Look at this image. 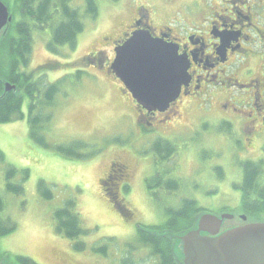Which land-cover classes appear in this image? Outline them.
<instances>
[{
	"label": "rangeland",
	"instance_id": "1",
	"mask_svg": "<svg viewBox=\"0 0 264 264\" xmlns=\"http://www.w3.org/2000/svg\"><path fill=\"white\" fill-rule=\"evenodd\" d=\"M96 2L99 15L96 19H84L85 28L78 35L74 50L64 46L52 53L47 47L49 31H32L31 61L22 72L26 71L28 76L33 73V80L43 86L59 81L60 90L53 105L43 106L41 129L31 131L27 98L21 109L23 118L0 123V195L4 200L0 218L17 225L14 232L0 237V264H20L17 256L29 257L38 264H120L121 256L132 249V242L139 243V226H162L168 217L166 209H178L186 200H195L206 213H233L235 217L226 220L224 229L264 222L240 208L239 189L243 162L264 158V136L255 139L247 128L237 124L231 128L221 120L222 110L216 105L210 111L211 105L205 109L187 97L163 111L169 110L166 115L170 118L160 129H147L139 121L136 103L120 91L119 80L89 60L91 52L103 48L106 51L102 56L113 55L112 41L130 23L134 4L148 7L149 20L155 26L165 23L170 14L173 18L172 11L165 14L172 8L162 6L164 0ZM153 4L160 8L150 9ZM71 5L85 14V0H72ZM177 17L184 18L182 14ZM6 29L0 31V45L7 40L11 28ZM9 44L6 41V48ZM0 79L11 83L3 71ZM0 86V99L8 93L21 96L25 90L16 85L15 91L5 92L2 82ZM48 115L51 117L47 120ZM248 136L255 140L250 141ZM41 137L45 143L40 141ZM155 140L174 144L175 152L165 159L157 154V158L152 149ZM77 141L85 143L79 151L89 157L77 158L65 152ZM114 163L117 172L126 168L129 191L124 187L111 196L109 189L114 180L107 181L109 195L101 182ZM9 169H14L15 174L8 179ZM261 176L264 179V168ZM155 177L162 184L174 179L178 187L171 191L154 188L158 192L152 195L148 180ZM40 182L46 183L52 192L51 199L44 196ZM9 183L22 186L23 192L11 190ZM70 199L76 202L82 226L89 230L76 240L57 231L54 217L55 211ZM112 200L127 209V214H122ZM241 215L246 216L245 222ZM190 219L191 214L185 215L175 224H185ZM76 241L85 242L86 248L76 249ZM103 245H107V255L93 249ZM140 249L132 254L135 264H159L157 256Z\"/></svg>",
	"mask_w": 264,
	"mask_h": 264
},
{
	"label": "flooded vegetation",
	"instance_id": "2",
	"mask_svg": "<svg viewBox=\"0 0 264 264\" xmlns=\"http://www.w3.org/2000/svg\"><path fill=\"white\" fill-rule=\"evenodd\" d=\"M165 5L172 8L165 14L172 11L174 16L168 15L170 18L167 17L165 23L155 26L149 20L148 7L134 4L130 23L112 41L113 55L102 56L106 51L103 48L97 53L91 52L93 55L90 54L89 60L98 69L117 78L111 69L116 47L124 44L135 31L148 30L154 38L177 47L178 54L184 56L188 64L189 81L183 85L179 98L170 108L183 97L202 104L205 109L211 105L210 111L216 105L222 110L221 120L229 123L231 128L237 124L247 128L255 139L263 137L264 0H164L162 6ZM159 8L153 4L150 9L157 11ZM179 14L184 18L177 17ZM0 82L5 83L1 79ZM118 83L120 91L136 103L125 85L120 80ZM135 106L139 121L147 129H160L170 118L166 115L170 108L166 112H149L137 103ZM251 137L247 138L255 140ZM115 165L101 182L104 192L109 194L107 181L114 180L109 189L112 196L129 185L126 183V168L117 172Z\"/></svg>",
	"mask_w": 264,
	"mask_h": 264
},
{
	"label": "trees",
	"instance_id": "3",
	"mask_svg": "<svg viewBox=\"0 0 264 264\" xmlns=\"http://www.w3.org/2000/svg\"><path fill=\"white\" fill-rule=\"evenodd\" d=\"M9 6L11 13L13 14V20L11 22L10 31L7 33L6 41L9 42L8 48H6V41H3L0 45V71L5 73V77L8 78L11 83L21 86L24 90V94L21 96H15L8 93L0 99V123H7L15 121L24 117L22 106L25 98L29 99V122L32 125L33 130L41 129L40 122L44 120L45 113H43L44 105H53L55 95L59 92V81L41 85L33 80V73L28 76L26 71L22 72V69L29 66L31 61V53L33 50V38L32 31L34 28L41 30H48L50 39L48 41V50L52 53H58L61 47L68 46L72 50L76 49L78 43V35L84 31L85 23L84 19H96L99 15V8L96 0H85V14L71 5L72 0H2ZM119 1V0H112ZM18 33H16V32ZM8 73V74H7ZM1 87V86H0ZM2 96V95H1ZM51 115H48L47 120ZM40 141L45 143L43 137ZM170 142L162 143L160 140H155L152 144V149L155 151L156 156H161L165 159L167 156L172 155L176 148L175 145H171ZM85 145L77 141L71 143L68 150L65 152L70 156H76L77 158H87L89 154L80 152L79 148ZM62 151L64 148L59 147ZM72 148H76L73 151ZM157 156V158H158ZM160 163V161H159ZM117 165V164H116ZM264 168V158L259 162H243V179L239 187L242 192L241 209L247 215H253L256 218L264 219V179L262 178V170ZM124 170L125 167H122ZM15 174L14 169H9L7 175L8 179ZM160 183V179L148 180V188L152 195H156L158 191L154 188H164L165 190H173L178 187V183L174 179H169ZM44 190V196L47 199H51L53 194L47 188L46 183H39ZM8 187L11 190H16L19 193L23 192V187L20 185H13L9 183ZM125 190L129 191V185H125ZM162 190V189H161ZM43 192V191H42ZM106 194V193H105ZM109 195V194H107ZM112 196V195H111ZM155 197V196H154ZM116 208H119L122 214L126 215L127 209L119 205L118 202L112 200ZM4 209V200L0 195V211ZM205 212L204 209H200L195 200H186L182 203V206L178 209L167 208L166 213L168 215L165 224L157 226L153 229L148 226L138 227V241L139 243L130 247L129 254H123L120 258V264H135L133 258V252L142 249L149 250V252L159 258V264H180L179 258L175 255V239L169 234L181 233L192 228L195 224V218L201 213ZM192 215V219L188 223L175 224V222L185 216ZM195 216V217H194ZM56 221V229L58 232L64 234L71 240H76L89 233V230L85 229L81 224V218L76 211V202L73 199L66 201L63 207L58 208L54 213ZM144 227V228H142ZM17 225L10 222L9 219L0 218V237L8 235L16 230ZM176 230H181L175 232ZM76 249L82 250L86 248L85 242L76 241L74 245ZM96 252L107 255V245L101 247H93ZM141 250V249H140ZM20 264H38L33 259L26 256H17ZM10 264V263H9Z\"/></svg>",
	"mask_w": 264,
	"mask_h": 264
},
{
	"label": "water",
	"instance_id": "4",
	"mask_svg": "<svg viewBox=\"0 0 264 264\" xmlns=\"http://www.w3.org/2000/svg\"><path fill=\"white\" fill-rule=\"evenodd\" d=\"M8 6L0 0V31L12 22ZM111 65L136 102L147 111H165L189 81L188 64L177 47L138 30L115 49ZM5 92L16 86L5 82ZM235 215L201 212L194 226L178 234L175 255L180 264H264V222H249L224 229ZM246 220V216L241 215ZM6 264V263H5Z\"/></svg>",
	"mask_w": 264,
	"mask_h": 264
}]
</instances>
